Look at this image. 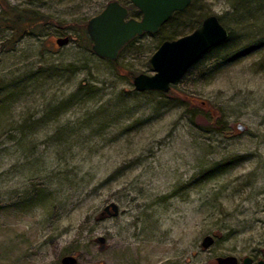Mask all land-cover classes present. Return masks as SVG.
<instances>
[{
	"label": "rangeland",
	"instance_id": "374dc122",
	"mask_svg": "<svg viewBox=\"0 0 264 264\" xmlns=\"http://www.w3.org/2000/svg\"><path fill=\"white\" fill-rule=\"evenodd\" d=\"M113 1L138 11L129 0H0L44 17L39 33L11 48V32L0 28V102L9 100L0 109V264H59L67 255L78 264L261 257L264 0H197L177 17L181 28L137 37L111 63L81 34ZM210 15L233 37L213 53L221 59L203 61L163 96L137 92L133 77L153 75L149 59L168 32L188 35ZM194 101L221 127L208 126ZM110 203L119 214L99 220ZM181 231L184 244L171 240L172 252L143 257L146 246ZM207 235L214 244L203 250Z\"/></svg>",
	"mask_w": 264,
	"mask_h": 264
},
{
	"label": "water",
	"instance_id": "95a60500",
	"mask_svg": "<svg viewBox=\"0 0 264 264\" xmlns=\"http://www.w3.org/2000/svg\"><path fill=\"white\" fill-rule=\"evenodd\" d=\"M139 11V19H128V10L114 1L109 3L97 16L91 18L86 26L92 43L93 54L107 61H115L119 52L130 41L144 34H156L169 21L174 13L185 11L192 0H129ZM229 33L215 15L207 16L192 33L174 40H164L149 59L153 75L134 76L132 84L139 92H157L167 94L172 86L177 85L187 71L208 51L227 41ZM69 43V38L58 39L57 46ZM244 131V127L237 126ZM119 208L115 203L106 205L98 216L99 220L116 217ZM99 251L105 250V239L96 238ZM214 244V236L202 239L201 248L208 250ZM59 264H78L73 255L64 256ZM216 264H238L234 256L217 257ZM243 264H251L246 257ZM259 264H263L260 262Z\"/></svg>",
	"mask_w": 264,
	"mask_h": 264
},
{
	"label": "trees",
	"instance_id": "16d2710c",
	"mask_svg": "<svg viewBox=\"0 0 264 264\" xmlns=\"http://www.w3.org/2000/svg\"><path fill=\"white\" fill-rule=\"evenodd\" d=\"M197 0H193L192 3L189 5V7L183 11V12H177L174 13L173 16L169 19L168 22H166L158 31L161 32L162 30H164L166 27H174V28H181V25H179L177 27V22L178 19L177 17L181 16V15H185L187 12H189V10L194 6V4L196 3ZM241 7L246 6L249 2L247 0H237ZM1 7L4 10V15L5 17H3L2 19L0 18V28H4L6 30H9L11 32V36H10V40H9V45L11 43V45L9 46L11 48V46L18 40L21 39L22 35L26 34V33H34L37 34L39 33V28L42 26L43 22H44V17L42 15H40L37 12H34L32 10H17L13 7H9L6 3L1 2ZM141 17V14L139 13V11H134L133 13H130L128 18L129 19H138ZM219 21L221 22V19L218 18ZM202 23V21H198L196 23V26H192L191 25V33L197 28V26L199 27L200 24ZM222 24V23H221ZM223 25V24H222ZM224 26V25H223ZM227 30V29H226ZM228 31V30H227ZM175 33H177V31H175ZM173 33L172 31H169L168 34L164 37V40H174L177 38V35ZM178 33H182V32H178ZM229 33V37L227 39V41H225L224 43L220 44L219 46L213 48L212 50L208 51L200 60H198L188 71L187 73L190 71H193L196 67H198L199 65H201V63L205 60L208 59H213V58H217V59H221V56L219 54H213L216 51H219L221 49V47L223 48V46H226L229 44L230 40L233 39L232 34L230 33V31H228ZM82 39L83 42L85 43V46L90 49L91 48V41L88 37L87 34V30L84 31V34L82 33ZM162 41V42H163ZM132 42H134V39L132 41H130L127 45L124 46L123 50L126 49L128 47L129 44H131ZM122 51V50H121ZM224 58H222L223 60ZM107 61V60H106ZM110 62V61H109ZM113 63V62H111ZM186 73V74H187ZM23 82V81H22ZM21 83L20 80L14 81L12 86L10 87L11 92L13 94H16L17 91L20 90L18 86ZM19 88V89H18ZM174 88V86L172 87ZM172 88L170 89V91L168 93H170L172 91ZM144 94H157L159 96H163L164 94L161 93H157V92H143ZM9 100H3L2 102H0V109H4L6 108V103ZM194 103L197 104V102L194 101ZM62 105V104H61ZM194 107V106H193ZM205 106L200 103L197 104V107H194L195 110H197L198 112L201 113V116H203L205 118V120H207V125L211 126V125H217L218 127L220 126V121L216 120V118L214 117V114H210L208 112H206Z\"/></svg>",
	"mask_w": 264,
	"mask_h": 264
},
{
	"label": "bare ground",
	"instance_id": "6f19581e",
	"mask_svg": "<svg viewBox=\"0 0 264 264\" xmlns=\"http://www.w3.org/2000/svg\"><path fill=\"white\" fill-rule=\"evenodd\" d=\"M187 235V233L185 231H181L177 237H168L167 240H166V244L163 243V244H154L152 246H146V252L143 254V257H145L146 255L151 258L152 260H156L157 257L160 255V254H166V253H169V252H172L173 251V246H169L167 244V242L169 241H173L174 243H177V242H181V244H184V237ZM179 249H177L178 251ZM149 254V255H148Z\"/></svg>",
	"mask_w": 264,
	"mask_h": 264
},
{
	"label": "flooded vegetation",
	"instance_id": "af4514ba",
	"mask_svg": "<svg viewBox=\"0 0 264 264\" xmlns=\"http://www.w3.org/2000/svg\"><path fill=\"white\" fill-rule=\"evenodd\" d=\"M245 258H243L242 260H239L237 258L238 259V264H243V261H244ZM249 258L251 259V264H259L260 262H262L264 264V249H263V251L261 253V257L258 256L257 258H251V257H249ZM215 262H216V259H215Z\"/></svg>",
	"mask_w": 264,
	"mask_h": 264
}]
</instances>
